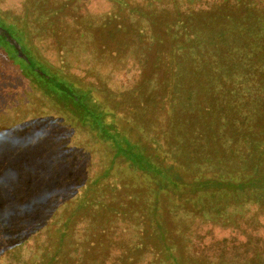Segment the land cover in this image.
I'll return each mask as SVG.
<instances>
[{"label":"rangeland","instance_id":"374dc122","mask_svg":"<svg viewBox=\"0 0 264 264\" xmlns=\"http://www.w3.org/2000/svg\"><path fill=\"white\" fill-rule=\"evenodd\" d=\"M238 2L0 0V25L88 93L113 140L149 168L0 52V264L48 263L67 222L66 257L51 264H168L161 243L187 264L264 257V199L246 192L259 181L250 140L264 97L244 52L253 64L259 53L254 37L220 26Z\"/></svg>","mask_w":264,"mask_h":264},{"label":"trees","instance_id":"16d2710c","mask_svg":"<svg viewBox=\"0 0 264 264\" xmlns=\"http://www.w3.org/2000/svg\"><path fill=\"white\" fill-rule=\"evenodd\" d=\"M239 1V0H237ZM238 12H226L225 10L220 12L222 14L223 21H220V26L223 28V35L231 32H238L242 37H254L255 38V50H258L259 56L258 60L254 62L248 57L252 53L250 50H245L244 56L246 57V62H251L254 66V80L256 81L257 89L260 90L259 97H264V2L259 0H241L235 4ZM228 20L229 24H226ZM232 24V25H231ZM231 25V26H230ZM9 37L15 40L22 50V52L27 56L26 59L21 60L16 56V51L6 42L5 37H0V52L8 60H13L20 67V71L23 74L31 75L32 80L39 84L40 88L48 93L54 98L56 103L59 105L60 110L64 113L72 116L77 120L82 126H85V123L88 122L91 126V129L97 132L98 137L101 140L112 141L113 145L117 148V153L122 156L126 161L133 164L141 169H149L148 163L144 158L132 152L131 147L124 145L123 143L118 144V142L113 140L112 133H115L114 126L110 125L107 127L103 125L104 114L99 110L97 104L92 100L88 93H77L71 86L65 84V82L59 78L57 75L49 72L43 68L39 63H37L33 57L27 51L25 45L20 39L18 33L9 25L2 26L0 25ZM247 40V39H246ZM249 51V52H248ZM263 51L262 53H260ZM252 55V54H251ZM257 55V54H256ZM249 59V60H247ZM246 66L247 63H246ZM259 117V115H258ZM262 135L260 138H252L251 142L255 148L256 160L253 163L254 173L249 174L251 178L255 177L259 179L257 183L251 184L248 187H253L248 189L246 192L247 195H253L257 200L264 199V127L259 131ZM261 166L263 168L261 169ZM252 181V180H251ZM257 181V180H256ZM239 188L241 186H237ZM241 192L245 191L246 188L239 189ZM83 210V203L76 206L73 209L70 219L77 215L79 211ZM69 224V222H67ZM62 225L60 228V238L51 243L50 252L52 253L51 258H49L48 263L51 264L52 259L57 257V255L63 254L66 257L67 248L64 245V237L69 225ZM161 249L165 250L164 260L168 264H187V260L175 254V251H172L170 247L166 250V246L161 243ZM58 256V257H59ZM252 261H246L242 264H264V257H261L258 262L255 258ZM218 264H241L235 261H222Z\"/></svg>","mask_w":264,"mask_h":264},{"label":"flooded vegetation","instance_id":"af4514ba","mask_svg":"<svg viewBox=\"0 0 264 264\" xmlns=\"http://www.w3.org/2000/svg\"><path fill=\"white\" fill-rule=\"evenodd\" d=\"M2 36L4 37V30L2 28H0V37H2ZM5 40L16 51V56L18 57V59L23 60L24 59L23 56L18 54V50L15 46V45H18L20 48V45L18 43L17 44L13 43V39H11V38L9 39V38L5 37ZM20 51H21V48H20ZM22 55H25V54L22 53Z\"/></svg>","mask_w":264,"mask_h":264},{"label":"water","instance_id":"95a60500","mask_svg":"<svg viewBox=\"0 0 264 264\" xmlns=\"http://www.w3.org/2000/svg\"><path fill=\"white\" fill-rule=\"evenodd\" d=\"M16 46V48H17V50H18V54L19 55H21V56H23V58H25V56L24 55H22V52L20 51V48H19V46L18 45H15Z\"/></svg>","mask_w":264,"mask_h":264}]
</instances>
